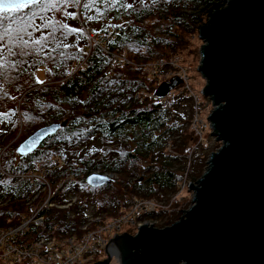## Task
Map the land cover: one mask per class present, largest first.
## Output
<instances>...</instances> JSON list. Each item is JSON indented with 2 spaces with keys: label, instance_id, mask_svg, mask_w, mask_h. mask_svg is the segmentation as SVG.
<instances>
[{
  "label": "trees",
  "instance_id": "1",
  "mask_svg": "<svg viewBox=\"0 0 264 264\" xmlns=\"http://www.w3.org/2000/svg\"><path fill=\"white\" fill-rule=\"evenodd\" d=\"M228 1L80 0L79 6L69 3L51 8L41 20L20 14L30 5L0 21V95L17 94L15 107L19 102L25 124L43 128L67 123L34 153L21 157L19 164L0 166V206L8 203L0 213V229L31 210L26 202L34 183L21 175L40 167L49 171L46 177L52 190L60 188L56 202L78 197L77 193L81 197L68 210L44 209L47 223L44 229L33 230L37 236L71 234L84 223L88 207L100 213L116 209L113 215H119L134 199H153L169 207L139 220L162 218L168 223L180 219L182 208H171L177 203L173 198L183 176L193 170L188 177L195 183L204 170L198 176L195 151L191 155L197 158L184 159L192 148L180 146L179 152L169 153L167 147L173 135H185V120L178 109L192 96L182 87L164 98L156 94L173 78L183 80V73L171 70L170 65L179 64L178 51L186 42L182 35L193 36ZM68 13H74V18ZM73 28L79 31L72 32ZM20 37L28 41L27 48L21 47ZM169 71L176 72L171 79ZM160 73L164 79L155 85ZM6 119L0 115V127L8 124ZM147 160L160 165L147 168L144 178L137 177L135 168ZM6 170L9 179L3 175ZM94 171L129 180L116 179L111 185L93 188L87 180ZM94 192H102L101 204L89 196ZM171 194L175 195L167 198Z\"/></svg>",
  "mask_w": 264,
  "mask_h": 264
},
{
  "label": "water",
  "instance_id": "2",
  "mask_svg": "<svg viewBox=\"0 0 264 264\" xmlns=\"http://www.w3.org/2000/svg\"><path fill=\"white\" fill-rule=\"evenodd\" d=\"M198 72L211 100L212 136L222 146L191 183L192 205L172 225L143 224L115 238L122 264H264V0H229L199 30ZM183 81L173 78L156 96ZM67 123L37 130L18 148L24 158ZM93 188L112 180L91 175ZM108 259L97 264H110Z\"/></svg>",
  "mask_w": 264,
  "mask_h": 264
},
{
  "label": "rangeland",
  "instance_id": "3",
  "mask_svg": "<svg viewBox=\"0 0 264 264\" xmlns=\"http://www.w3.org/2000/svg\"><path fill=\"white\" fill-rule=\"evenodd\" d=\"M50 9L51 7L45 8L44 5H39V6L31 5L29 8L20 12V14L29 13L33 17V19L41 20L44 18L45 14ZM33 13H35V15H33ZM155 25L156 24L153 22L152 26H155ZM71 26H74V25L71 24ZM182 37L186 40V42L182 43L183 48L178 51L179 59H177V61L179 62V64L177 67H173L174 65L173 62L170 65L172 66L171 70L182 72L184 75L183 80H182L183 82L180 83L178 87L175 88V90L178 89L179 87L183 88L182 91L188 89L192 97L189 98V100L183 101L184 104L180 105L178 109V115L180 117H183L185 120L183 122L185 135L184 137L178 134L173 135L170 140L172 144H170L167 147V149H168V152L170 151L169 153H174L173 152L174 150L179 152L178 150L180 146L188 147L189 149L192 148L191 152L184 156L185 157L184 159L187 161H190V160H194L195 158H197L191 155L195 151L196 155L198 156V164H197L198 166L197 167L199 169L198 176H200L202 174V171L203 170L205 171L207 167V162H208L210 155L213 152L217 151L222 146V144L218 143L215 137L212 136L210 124L208 122V118L213 111V104L210 99L202 95V91L206 85V81L203 79L201 74L198 72V67H199L200 60H201L200 50L203 45V41L199 37V30L193 36L182 35ZM169 73L167 74V77L170 79L173 78V77H169ZM163 79H164V75L162 76L161 73L156 74L155 85L159 84ZM166 83L168 84V82ZM16 96L17 94L13 92L9 93L7 98H4L2 95H0V115H2V118H7L6 122L8 123L0 127V166H3L4 164H7V165L19 164L21 162V157L18 154V148L31 135L33 131H35L38 128L39 129L42 128L39 126L29 125V124H25L22 122L23 118L21 116H22L23 109L20 106L19 102L17 103V107H15ZM151 164L152 162L147 160V162L138 165L135 168L136 169L135 175H138L137 177L142 176L144 178L143 174H145L144 172H146L147 168L151 167L150 169H153L156 164L160 165V163H155L154 165H151ZM60 165H63V164L61 163ZM193 165L195 164L193 163ZM192 171L193 170H190V172H187V176L186 174L185 176H183V179H184L183 182L187 180V183H188L191 180L190 177H188V173L191 174ZM7 172L3 171V175L5 178L9 179L10 172L8 173ZM48 173H49L48 170L40 167L38 171L31 172L26 175H21L22 179H26L30 181L31 183H34V187L32 188L31 199L28 202H26L27 200L25 201L27 206L28 207L32 206V208L28 214H22L19 218L16 217L17 218L16 220H14L15 218H13L12 221L18 222L19 219L23 218V216L32 215V213L36 209L40 208L43 205V203L46 201L45 200L46 197L49 196L47 192L43 191V187H44L43 185L45 184V182L49 183L48 177H46L47 176L46 174ZM94 173L101 174L102 176H104L105 174H111L113 175V178L111 180L120 179L121 181H126V182L129 180L128 177L125 179L124 177H121V175H117L115 173L114 174L106 173L104 171H94L93 174ZM39 182H41L42 184H40ZM40 185L42 186V189L38 190V187ZM40 191L41 193H40L39 198H36ZM114 191H115V188L110 191V194H112ZM123 193L124 192H122L121 194ZM175 194H171L167 197L169 198L175 195V197L173 198V201L177 203L173 204L171 202L172 203L171 210H173L174 207L177 206L178 208L181 207L183 211H186L192 205V199H193V194L192 192L189 191V187L184 186L183 188H181L180 191H178ZM54 195L56 196V198L59 196V194L56 192H53V197ZM75 196H78L79 198L81 197L79 193H77ZM89 196L92 199L96 200L97 203H100V204L102 203V200H103L102 192H94L90 194ZM160 199L166 200V197L160 198ZM32 203L33 205H31ZM63 203H66V202L63 201ZM7 205L8 203L0 206V213H2L1 211L5 207H6L5 209L7 210L8 208ZM117 211L116 209H113V210H110L108 213L115 214ZM158 212H162V211H158ZM182 216L183 215H181L179 218H181ZM152 219H156V218H152ZM160 219L161 221L159 219L156 221H151V219H149L147 222L151 223L157 228L163 229V228H166L172 225L177 220H179L177 219V220H173L168 223H164V220H162V218ZM138 227L139 225H135V226L123 225L120 235L125 234V233L130 234V235H135V233L138 231ZM115 254L113 257H117V254L116 255ZM112 261L114 262L113 259Z\"/></svg>",
  "mask_w": 264,
  "mask_h": 264
},
{
  "label": "built area",
  "instance_id": "4",
  "mask_svg": "<svg viewBox=\"0 0 264 264\" xmlns=\"http://www.w3.org/2000/svg\"><path fill=\"white\" fill-rule=\"evenodd\" d=\"M175 73H169V77H173ZM104 176L113 178L111 174ZM191 183L185 180L180 185V190L184 186L190 187ZM59 190L60 188L56 193L59 194ZM43 191L49 196L40 208L32 215L23 216L16 223L9 221L7 226L0 229V264H97L108 259L107 250L117 252V257H112L114 262L111 260L110 263L122 264L120 246L115 242L122 226L141 227L143 224H151L148 220L142 221L139 218L146 213L169 209L153 199H134L119 215L100 213L94 206H90L84 211V223L77 231L63 237L48 232L37 236L33 230H42L47 223L46 217L42 216L44 209L68 210L79 203L78 197L67 198L64 200L66 203L56 202V196L53 197L55 191L48 182H45ZM40 193L41 191L36 198H39ZM74 217L69 215L70 219Z\"/></svg>",
  "mask_w": 264,
  "mask_h": 264
},
{
  "label": "snow or ice",
  "instance_id": "5",
  "mask_svg": "<svg viewBox=\"0 0 264 264\" xmlns=\"http://www.w3.org/2000/svg\"><path fill=\"white\" fill-rule=\"evenodd\" d=\"M93 3L96 2V0H92ZM108 2H112V0H108ZM118 2V0H117ZM69 3H72L76 6H79L80 0H0V21L4 19H9L11 17L8 16L9 13H15L19 12L20 10L24 9L25 7L29 5H44L45 8H55L60 4H63L67 6ZM90 4H85L84 7H90ZM128 7H131V5H127ZM35 15V13H33ZM68 15L73 16L74 13H68ZM62 27H67L66 25H62ZM72 32L79 31L78 29H71ZM3 42V37H0V43ZM36 44H40L39 40L35 41ZM20 45L22 48L28 47V41L23 40L22 37H20ZM8 52L10 55H13L12 49L9 48ZM0 55H3V52L0 51ZM38 83H42V81L37 80Z\"/></svg>",
  "mask_w": 264,
  "mask_h": 264
},
{
  "label": "bare ground",
  "instance_id": "6",
  "mask_svg": "<svg viewBox=\"0 0 264 264\" xmlns=\"http://www.w3.org/2000/svg\"><path fill=\"white\" fill-rule=\"evenodd\" d=\"M114 252L117 254V252H116V251H114ZM114 252H112V253H111V256H112V257H113V256H114V254H115ZM116 254H115V255H116Z\"/></svg>",
  "mask_w": 264,
  "mask_h": 264
}]
</instances>
